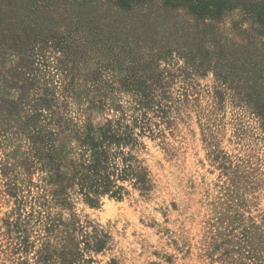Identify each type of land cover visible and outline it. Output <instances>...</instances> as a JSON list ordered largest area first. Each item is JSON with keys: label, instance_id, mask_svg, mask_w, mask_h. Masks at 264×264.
Instances as JSON below:
<instances>
[{"label": "rangeland", "instance_id": "1", "mask_svg": "<svg viewBox=\"0 0 264 264\" xmlns=\"http://www.w3.org/2000/svg\"><path fill=\"white\" fill-rule=\"evenodd\" d=\"M65 1L71 0L49 1L53 7L40 16L29 13L31 0H0V96L18 92L16 85L7 89L9 72L18 65L55 82L73 76L82 88L96 63L108 64L102 72L109 79L103 107L81 116L85 100L69 103L70 117L79 118L78 125L88 119L99 127L119 119L121 111L127 119L133 115L134 89L117 80L124 77V69L138 75L140 67L125 61L118 70H109L123 57L100 56L94 44L121 45L136 60L149 61L144 67L156 65L145 71L160 75L162 85L155 92L166 95L169 109L164 118L148 112L152 133L142 136V148L135 150L151 188L142 193L128 187L121 201L103 197L96 208L70 195V208L58 216L69 232L46 237L42 224L30 219L28 201L17 215L12 193L17 189L27 199L29 193H40L33 186L40 184V174L15 160L27 151V143L22 137L10 141L0 136V264H38L46 245L55 253V264H264V106H256L264 103V82L242 64L252 61L264 72V32L253 17L264 0H240L243 8L221 13L218 19L194 17L188 8L172 10L165 0H142L132 13L119 15L102 3L94 10L108 11L116 22V29L112 24L104 31L85 25L64 30V13L74 18L90 12L65 6ZM70 30L87 41V48L67 59L72 71L67 74L61 54L44 40ZM23 32L32 54H9L6 48L19 43ZM234 57L238 62L231 63ZM246 96L258 104L246 103ZM57 154L65 162L75 157L71 137H60ZM78 222L108 237L104 250H83ZM16 224L26 230V249L14 233Z\"/></svg>", "mask_w": 264, "mask_h": 264}, {"label": "trees", "instance_id": "2", "mask_svg": "<svg viewBox=\"0 0 264 264\" xmlns=\"http://www.w3.org/2000/svg\"><path fill=\"white\" fill-rule=\"evenodd\" d=\"M51 0H31L32 8L30 14L46 15ZM142 0H71L65 1V6L87 8L90 12H82L76 17L67 16L61 25L64 30L69 27L82 29L83 25L91 28L107 29L116 22L108 15V11L94 10L102 3H106L115 10V13H132L136 10ZM167 7L172 10L188 8V12L194 17L205 19H218L221 13H226L234 9H241L240 0H165ZM143 3V2H142ZM144 4V3H143ZM142 4V5H143ZM28 9V6H27ZM250 11V10H249ZM248 11V12H249ZM110 12V11H109ZM245 10V14H246ZM102 13V14H101ZM27 14L26 16H29ZM117 16V15H116ZM264 32V6L253 16ZM54 28V27H53ZM116 29V27H115ZM123 29V28H119ZM97 32L92 33L94 36ZM27 34V33H26ZM98 34V33H97ZM99 34L98 37L99 38ZM19 43H14L6 50L16 52L21 55L32 54L28 48V36ZM91 40V35L87 36ZM45 42L52 44V47L63 57L64 72L71 71L67 59L76 58L82 54L85 48V39L77 37L70 30L67 33H60V36ZM53 42V43H52ZM208 44H215L213 41H205ZM98 48L100 56H112L117 53L123 57L120 63L109 66V70L119 69V65L127 61L131 65H139L138 75L131 69H124V77L117 80L121 86L133 88L136 95L132 96L135 107L134 113L129 119L121 111L120 118L115 121L94 127L86 122L80 126L79 118H71L69 103H78L85 100L87 107L81 112L85 116L93 108L103 107L104 98L107 97L109 79H104L103 73L108 64L96 63L94 73L81 88L78 79L63 76L59 82L49 78L38 77L27 73V66L18 65L11 69L9 74L10 84L7 89L17 86L18 92L11 93V97L0 96V136L11 138L10 141L22 137L27 143V151L15 160L20 164H25L28 172L40 174V184H34V188L40 193L33 197L29 193V198L19 194L17 189H13V196L16 200L18 216L21 207L28 201L31 204L30 219H35L36 223L42 224L46 237L53 235H67L68 227L63 224L58 216L62 211L70 208L69 196L76 195L89 207L96 208L101 198L108 197L116 201H121L128 195V187L136 189L142 193L150 191L151 184L147 169L143 163L135 156V150L142 148L140 138L145 134L152 133L148 112L164 118L169 106L166 103V95L156 94L157 86L162 85L160 75H148L147 69H156V65L147 64L149 61L141 62L133 55L125 52L121 45L94 44ZM1 50V49H0ZM10 50V51H9ZM97 54V51L94 52ZM219 54L218 58L223 59ZM82 58V57H80ZM159 58V54H158ZM232 62H238L234 57ZM105 63H107L105 61ZM252 61H244L242 64L248 72L258 73V77L264 82V72L260 71ZM33 67V63L29 64ZM1 70V68H0ZM147 76V77H146ZM150 76V77H148ZM6 89L5 85L1 86ZM91 90L89 94L78 93L79 90ZM260 102V101H259ZM246 103L258 104L255 99L246 96ZM263 108L264 103L256 105ZM10 136V137H9ZM69 136L75 145V157L70 161H64L58 156L57 146L60 137ZM6 173L9 172L5 167ZM50 188V189H49ZM30 192V191H29ZM49 196H47L46 195ZM50 193V195L48 194ZM58 210V211H57ZM19 219V218H18ZM29 220V219H28ZM77 230L80 233L83 250L91 252H101L107 245L108 237L100 230L90 226L77 223ZM61 227H64L61 229ZM14 233L20 238V245L23 248L28 246V236L25 229H20L15 225ZM59 236H56V238ZM17 238V239H18ZM42 251V252H41ZM38 257V264H55V253L49 250L46 245L42 247ZM66 256V254H65Z\"/></svg>", "mask_w": 264, "mask_h": 264}]
</instances>
